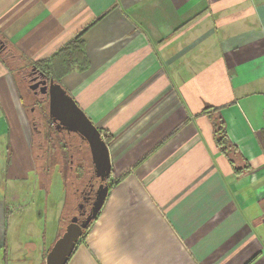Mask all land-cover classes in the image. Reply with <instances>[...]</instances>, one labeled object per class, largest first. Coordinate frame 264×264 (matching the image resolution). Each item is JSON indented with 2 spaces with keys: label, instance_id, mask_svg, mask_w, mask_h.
Listing matches in <instances>:
<instances>
[{
  "label": "crops",
  "instance_id": "obj_1",
  "mask_svg": "<svg viewBox=\"0 0 264 264\" xmlns=\"http://www.w3.org/2000/svg\"><path fill=\"white\" fill-rule=\"evenodd\" d=\"M79 36L87 69L57 84L109 137L116 182L66 264H264V0H0V264H43L61 236L42 208L18 233L12 187L43 173L19 87Z\"/></svg>",
  "mask_w": 264,
  "mask_h": 264
},
{
  "label": "flooded vegetation",
  "instance_id": "obj_2",
  "mask_svg": "<svg viewBox=\"0 0 264 264\" xmlns=\"http://www.w3.org/2000/svg\"><path fill=\"white\" fill-rule=\"evenodd\" d=\"M3 50L4 46L2 45L0 52L2 53ZM25 76L26 88L32 94L27 102L28 109L36 110V113H32L30 116V124L36 138V149L40 152V155L38 154L39 166L42 169L46 167V146L52 141V136H55L57 138L55 149L58 152L57 161L59 165H62V157L59 154L61 147L67 154V177L69 178L67 181L70 193L66 210H72L68 224L72 219H76L77 224L81 225L86 222L87 217L90 215L96 193L101 191L105 184L109 190L110 179L102 182L95 176L89 147L79 135L68 133L62 128L56 127V123L50 120L48 116V99L42 93L43 83L46 81L44 73L34 66L27 70Z\"/></svg>",
  "mask_w": 264,
  "mask_h": 264
},
{
  "label": "water",
  "instance_id": "obj_3",
  "mask_svg": "<svg viewBox=\"0 0 264 264\" xmlns=\"http://www.w3.org/2000/svg\"><path fill=\"white\" fill-rule=\"evenodd\" d=\"M45 78L42 93L48 99L50 120L56 123V127L79 135L87 143L93 172L102 182H106L111 174V165L108 147L101 132L59 84L54 83L52 79ZM107 193L108 186L105 184L102 190L96 193L93 207L85 223L78 225L76 219L71 220L47 253L45 264H66L83 233L100 212Z\"/></svg>",
  "mask_w": 264,
  "mask_h": 264
},
{
  "label": "rangeland",
  "instance_id": "obj_4",
  "mask_svg": "<svg viewBox=\"0 0 264 264\" xmlns=\"http://www.w3.org/2000/svg\"><path fill=\"white\" fill-rule=\"evenodd\" d=\"M19 90L25 95L27 93L26 85L22 82H20ZM40 114V113H39ZM40 116V115H39ZM31 126V125H30ZM32 132V147L31 151H33V157L36 159V169L35 172L38 175L39 172V158L38 154L40 155V152L36 149V138L35 134L33 132V128L31 127ZM57 138L55 136H52V141L47 144V157L45 159V165L46 167L43 169L40 167L42 175H39L40 180L37 187H32V180L31 177H34V174L30 173L28 174V179L23 182L24 186L20 187V183H16L14 185V188L16 191H20L23 193V196L25 195L24 201L25 203L22 204L23 207L21 208V212L19 213V217L21 218V226L19 231H26L27 235H30V230L27 228L28 223L31 220L30 216L28 217L31 212H35V209H43L44 215H42V218L39 221V225L42 228L41 232L44 237V241H52L55 239L56 231L60 228V225H58L59 221L61 223V234L65 231L69 217L71 215L72 210H66L67 206V200L70 193V189L68 186L69 179L67 176V154L61 147L59 150V154L62 157V165L58 164L57 161V155L58 152L55 149V144L57 143ZM10 143V141H9ZM9 146H11L9 144ZM60 148V147H59ZM38 164V165H37ZM232 168V167H231ZM41 188H40V187ZM11 193V191H9ZM27 206V209H23ZM60 206V209H59ZM58 211H60V214L58 215ZM28 212V213H27ZM66 214V215H65ZM36 221V220H35ZM25 225V227H24ZM20 231V232H21ZM17 233V234H18ZM32 233V232H31ZM20 240V239H18ZM21 264H35V262H32L31 260L24 259ZM45 264V261L43 262Z\"/></svg>",
  "mask_w": 264,
  "mask_h": 264
},
{
  "label": "trees",
  "instance_id": "obj_5",
  "mask_svg": "<svg viewBox=\"0 0 264 264\" xmlns=\"http://www.w3.org/2000/svg\"><path fill=\"white\" fill-rule=\"evenodd\" d=\"M54 62L59 65H56L58 67L57 69L55 68ZM73 66H77L78 70L82 72L85 71L88 66L84 51V43L82 40H80V36L71 41L57 54H55L49 64L35 67L39 68L44 73V75L47 78L52 79L54 83H58L61 77L71 71ZM209 120L212 127V140L215 149L222 155L223 158L226 159V161L232 167L234 174L243 173L247 169V166H245V162L239 155L237 148L233 146L227 138L223 120L220 117H209ZM101 135L105 143L108 144L109 137L106 134ZM115 182L113 181L110 183L109 189L115 184ZM85 232L83 233L82 237H84Z\"/></svg>",
  "mask_w": 264,
  "mask_h": 264
}]
</instances>
